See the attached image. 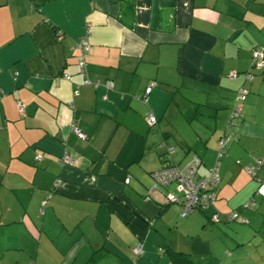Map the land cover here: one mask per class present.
<instances>
[{"label":"crops","instance_id":"1","mask_svg":"<svg viewBox=\"0 0 264 264\" xmlns=\"http://www.w3.org/2000/svg\"><path fill=\"white\" fill-rule=\"evenodd\" d=\"M253 47L264 48V0H0V264H173L165 248L185 252L168 241L175 231L211 250L201 264L224 249L263 255L264 67ZM220 139L216 199L189 212L208 221L194 233L166 190L149 191L151 173L175 141L204 175ZM229 211L245 225L224 221Z\"/></svg>","mask_w":264,"mask_h":264},{"label":"built area","instance_id":"2","mask_svg":"<svg viewBox=\"0 0 264 264\" xmlns=\"http://www.w3.org/2000/svg\"><path fill=\"white\" fill-rule=\"evenodd\" d=\"M89 29L86 30L83 37H81L78 41V47L83 52L84 50L88 49L89 47ZM252 57L254 59L253 65L260 67L264 64V59L262 58V52L254 48L252 50ZM77 63L80 69L84 68V58L82 54L77 55ZM230 76H234V73H231ZM249 76H251L249 74ZM150 87H146L145 92H148ZM244 90H240V95L236 98L237 102L234 105L233 114L237 113L240 110V102L239 100L243 99L244 97ZM147 121L149 124H152L155 119L152 115L147 116ZM77 135L84 138L85 134L79 128H74ZM222 146V139L218 141V147L220 149ZM167 154L171 158V154L173 152L172 147L167 148ZM221 154L218 151L217 156ZM169 158V160H170ZM258 163L262 162L261 160L257 161ZM200 164V159L197 156H194L189 161L178 164L175 162L164 161L162 166L151 173L153 178V185L151 186L150 190L158 189L160 191L161 187H165L170 183H174L175 192L173 191H165L162 192L165 196L166 200L171 202H178L180 203V215L184 216L188 211L192 210L193 208H204L211 201L215 199V193L213 191V187L217 184L219 180L218 174V160L213 163L211 167H209L208 172L204 175H200L197 172L198 166ZM254 166L246 167V170L253 174ZM128 181V177L125 178V182ZM44 203V200L42 201ZM252 199L248 200L247 202L243 203V207H247L252 204ZM236 216V213L231 212L229 214V218H233ZM215 215H213V219H215ZM246 221L245 219H243ZM134 251L137 253L141 252L140 245L137 242L134 245Z\"/></svg>","mask_w":264,"mask_h":264},{"label":"rangeland","instance_id":"3","mask_svg":"<svg viewBox=\"0 0 264 264\" xmlns=\"http://www.w3.org/2000/svg\"><path fill=\"white\" fill-rule=\"evenodd\" d=\"M170 145H172L174 147V151L176 150L175 157L173 155V158H175L174 160L177 161V162H179L178 164H180V165L183 164L185 162L184 161L185 158L182 157V155L180 157L178 156V150H177L178 149V145H177V143H175V141H171V144ZM145 156H146V154L144 155V157ZM144 157H143V159H144ZM152 184H153V181H152ZM162 189H164L166 191L167 190H170V191H174L175 192V190H174V184L173 183L168 184L165 188L164 187H161V190ZM145 193L149 194L148 192H145ZM206 209H208V207L205 208V210ZM229 212H227V213H229ZM195 213H197V212L193 211L192 213H188L187 214V217H190L191 216L193 218V220L191 221V224L189 223V221L186 222V227H189L190 225H192V230H193L194 233H196L197 230H198V227L201 226V221H202V223L203 222L204 223H208V221H204V220H202V218H201V221H200V215H202V214H200L199 216H195ZM227 213H226L225 216L222 215V216H224V221L232 222L233 220H230V221L227 220V216H228ZM179 214H180V212H178L177 214H175L177 217H179L178 220H183V218L180 217ZM169 216L173 218V216L168 213L167 214V217H169ZM187 217H186V219H187ZM218 219L219 220L220 219L222 220V217L221 218L219 217ZM238 221H241L242 224L245 225V223H243L244 220H243V217L242 216L239 217V220ZM218 223H219V221H218ZM222 223L225 224V222H223V221H222ZM232 224H233V222H232ZM246 225H248V224H246ZM262 236H263V233L261 232L259 234H255V235H253L251 237H246V241H245L244 245H246L245 247L247 249L246 248H241L240 249V247H236L237 250H238V253L249 251L250 246H251V248H254L255 245L257 244L255 242V237L257 239H260ZM168 241H170L175 248H179L180 250H183L185 252H187V251L190 252V256H191L192 260L194 262H196V263H200L202 261L206 262L205 260L208 259V256H211L212 255L211 250L208 249V248H204L203 245L200 242L195 241L194 242L195 244H194V247L193 248H190V245L187 246V244L185 243V240H183V239H181L179 237L178 231H175V234L171 233V236H168ZM231 252L232 251H229V250L227 252V250L224 249L223 254H222L221 259L219 260V262H214V263H211V264H264V251H262V254L263 255H259V257L255 258V259L252 258V260H251L248 257H244V258H241L240 257V261L237 260V259H234L233 253H231Z\"/></svg>","mask_w":264,"mask_h":264},{"label":"trees","instance_id":"4","mask_svg":"<svg viewBox=\"0 0 264 264\" xmlns=\"http://www.w3.org/2000/svg\"><path fill=\"white\" fill-rule=\"evenodd\" d=\"M254 48H257V49H259L261 52H262V58L264 59V54H263V51H264V48L263 47H261V48H258V47H253L252 49H251V54H252V50L254 49ZM252 56V55H251ZM253 64V63H252ZM263 67H264V64L262 65ZM262 66H260V67H262ZM234 75H235V73H234ZM247 75H249L248 73H247ZM251 76H252V74H250ZM251 76H249V77H251ZM244 89V88H243ZM241 90V89H240ZM245 90V89H244ZM236 103V102H235ZM235 105V104H234ZM234 105H233V110H234ZM233 110H232V113H233ZM239 112H240V110L237 112V113H235V115H230V116H232V118L233 119H230L229 121V123H232L233 122V120L235 119V117H237L238 116V114H239ZM218 151H220L221 152V154H222V150H221V148L219 149V147H217V149H216V156H215V161H217L218 160V162H219V158L218 157H220V155L219 156H217V153H218ZM166 154H167V152H165ZM171 156H172V154H171ZM170 160H172L171 158H170ZM258 160H261L262 162H260V163H256L255 165H250V166H254V169H253V174H250L247 170V172L251 175V176H253V177H255V171H256V169L259 167V165H261L262 163H263V160L262 159H258ZM257 160V161H258ZM214 161V162H215ZM172 162H175V161H172ZM176 163V162H175ZM249 167V166H248ZM217 185V184H216ZM216 185L212 188L213 189V191H214V193H215V199H216V192H215V187H216ZM175 187V186H174ZM161 192V191H160ZM162 193V192H161ZM145 197H146V199H148V198H150V195H145ZM165 197V196H164ZM215 199L213 200V201H211L210 203H209V205H207L206 207H204V208H207V207H209L210 205H212L213 204V202L215 201ZM166 200V199H165ZM43 201V200H42ZM42 201H41V206H44V204H45V200H44V203H42ZM169 202H171V201H169V200H166V203H169ZM174 203H177V204H179L180 205V203H178V202H174ZM204 208H198V209H204ZM193 209H196V208H193ZM192 209V210H193ZM181 210V209H180ZM192 210H190V211H188L186 214H188L189 212H191ZM232 212H234V213H236V216L235 217H233V218H229L228 216H229V214L231 213V212H229L228 213V216H227V220L228 221H230V220H235V219H237V218H239V216H238V214H237V212H235V211H232ZM185 214V215H186ZM211 219L213 220V216L211 217ZM244 219V218H243ZM218 220V219H217ZM139 243V245H140V249H141V252L140 253H137V252H135L134 251V253H135V255H137V256H139L141 253H142V242L141 241H139V240H137L136 241V243ZM135 243V244H136ZM133 250H134V247L132 248ZM166 254H167V257H168V259H169V261L170 262H172L173 264H201V263H195L192 259H191V257L189 256V254H187V253H185V252H182V251H176V250H173V249H171L170 247H167V248H165V251H164ZM100 252H99V249H94L93 251H92V253H91V256H90V258H89V260H93V259H96L98 256H100Z\"/></svg>","mask_w":264,"mask_h":264}]
</instances>
